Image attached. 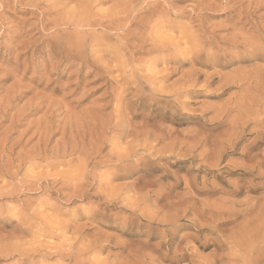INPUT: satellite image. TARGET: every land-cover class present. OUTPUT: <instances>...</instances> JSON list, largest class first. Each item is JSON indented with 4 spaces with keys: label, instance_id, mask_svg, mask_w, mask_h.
<instances>
[{
    "label": "rangeland",
    "instance_id": "1",
    "mask_svg": "<svg viewBox=\"0 0 264 264\" xmlns=\"http://www.w3.org/2000/svg\"><path fill=\"white\" fill-rule=\"evenodd\" d=\"M94 1L96 0L92 2L89 0L91 3L89 4L88 0L86 2L85 0H0V264H80L74 254L77 255L75 252L79 246L88 245L87 242L93 239V232L96 230L103 233L102 235H109V239L101 235L103 238L100 236L99 240L103 242L97 244L101 251L98 253L100 260L115 255L120 247L117 246L119 245L117 240L120 241L119 243L123 241L125 245L127 242V246L133 245L130 248H134L132 249L134 251L143 249L140 248L142 247L140 244L148 243L149 247L146 251L159 249L160 253L170 256L177 250L176 246L179 243L185 242V245H180L181 248L189 244L188 248L191 250L195 244L194 248L199 244L211 245L213 242L221 245L217 246L218 256L213 258L220 264H240L243 260V264H253L254 261L251 259L256 260L261 256L263 258L264 235L261 234H264V203H262L264 202V167L261 168V165L264 164V144L251 154H262L256 159L260 164L256 169L259 171L252 170V167L256 166L255 162L243 156L241 149L254 139L259 128L254 131H249L248 128L246 133L240 134L241 118L236 111L227 112V109L239 103V95L242 97L248 93L244 82H242L244 86L241 84L243 89L241 90L237 85L234 88V84H229L231 83L229 81L239 79V73L242 77V74L245 76V72L246 76L248 73L253 76L258 73L255 71H264L259 70L261 69L259 62L254 60L256 54L254 51L256 49L255 52L258 54L260 41L264 38V0H97L96 3ZM89 6L92 7L91 10L88 9ZM246 53L250 56L247 57ZM242 59L247 61L243 62ZM218 60L229 64L225 67L215 66ZM192 70L198 71L199 76H196V72L193 73ZM188 73L192 74L190 76L192 78L187 75ZM194 75L197 79H193ZM227 77L231 79L228 81ZM183 79L184 81H181ZM226 82L230 85L228 88ZM177 89H180L181 93ZM174 90L177 92L175 93ZM229 100L230 106L227 104ZM219 108L222 111H219ZM218 112L224 113V115L220 113L225 117L221 124L219 120L223 116L218 115ZM226 114L229 116L227 117ZM145 124L148 127L145 126L146 130H143ZM229 126L232 128L230 129ZM252 127L251 125L250 129ZM132 129L142 136H134L138 134ZM138 129H142L143 134L146 132L148 136L144 137L145 134L143 135L142 130L138 131ZM230 131L231 135H229ZM129 132L134 135L130 137ZM155 133L159 138L165 137L164 143L168 142L165 146L170 144L172 148L168 146L166 149L164 143H161L157 149L155 148L156 151L146 149L145 152L146 147L141 146L147 139V143L154 144ZM149 134L151 137L155 135L154 138L149 137ZM174 136L180 138L175 137L176 140ZM232 138L234 143L240 138L236 141L235 149L231 147ZM149 139H152L153 143ZM181 139L183 142L179 141ZM192 139L201 144L198 143L199 146L195 147L197 143L195 144ZM191 144L193 146L195 144V149H192ZM161 145L165 148L163 150L165 154L159 152L162 149ZM186 145L189 146L188 148L192 146V150H186ZM229 146L231 151L228 150ZM168 149H171L169 153ZM223 149L226 151L223 152ZM131 150L133 152L135 150L136 153L125 161L123 156H127ZM171 151L176 153L172 154ZM179 154L182 156L180 157ZM188 154L191 156L188 157ZM116 156L123 158L121 160L123 164L120 161L114 163ZM218 160H220L219 165H217ZM210 163L213 164L211 169H209ZM121 166L124 170L120 168ZM244 166L247 169L250 167L252 173ZM179 177L182 179L180 180ZM69 179L71 181H68ZM133 181L138 183L134 184ZM145 182L148 185L144 184ZM79 183L84 188L81 194L71 195L72 197L67 195V190L71 186L80 185ZM131 183L134 187L146 189L148 193L145 196L148 198L153 193L152 188L156 187L158 193L164 194L158 195L155 192L157 195L153 193L152 199L166 195L169 200L177 201L178 197L183 203L185 202L183 206L186 204L188 207L180 208L184 213L193 208L190 215L185 216V220L179 223L180 227L173 226L175 228H172L170 235L165 239L169 241L174 235L172 243L169 244V251L162 246L159 248L157 243L163 241L161 236L147 241L144 234L123 235L124 229L119 228L121 227L119 225H122L120 221L123 223L133 218L131 215L129 217L127 212L132 210L121 199L127 198L128 202L132 203L134 197L137 198L141 194L139 193L141 189L137 188V190L131 188V193L125 192L126 188L130 189L133 186ZM149 184L152 191L147 188ZM184 184L188 187L183 186ZM248 186L252 188L250 191ZM159 187L162 189L160 190ZM186 191L193 198H190ZM238 192L239 194H235ZM127 196L129 198L132 196V199L129 201ZM139 197H144V192ZM185 197L189 202L187 199V202L184 201ZM205 198H208V201ZM152 199L145 205L152 204ZM201 199L208 203L211 201L210 203L213 204H209L215 205L216 209L221 208L222 212L214 210L213 206L211 208ZM222 203H226L224 205L230 209L234 206L232 210L238 208L233 212L229 211L231 216L232 213L233 216L235 215L234 218L230 216V219L227 211L229 209ZM260 204L262 208H259ZM249 205L255 208H250ZM145 208L149 213L154 209L160 211V207L154 208L151 205ZM180 209L178 212L172 209L168 215L176 216L177 213L183 212ZM205 211L217 216L211 217L212 215ZM224 211L228 214L223 213ZM194 213H197V216ZM218 215L222 220L220 217L217 218ZM226 216L229 219L225 218ZM191 217L192 219L202 217V220L198 221L207 223L208 228L204 224L202 228L198 221L195 226H189L192 224ZM208 218L212 219V222ZM114 220L118 223L116 224ZM213 220L220 224L217 222L216 226ZM242 230L249 233L245 235ZM209 233H212L211 236ZM76 234L86 237L87 240L84 239L83 244L80 240V242L76 241L78 238ZM237 235H240L241 240ZM217 236V242L210 240H214ZM208 237L209 240L206 239ZM202 238L206 241L204 242ZM104 239L107 240L105 244ZM111 239L115 244L110 241ZM132 241H136V244ZM226 244L229 247H233L234 244L239 246L241 244L240 247H244L240 249L235 245V248L231 249V247L227 248ZM73 246L78 248L72 249ZM211 249L212 247L201 250V256L204 259L208 258ZM240 252L245 257L249 254L250 262ZM238 256L240 260L236 258ZM209 258L211 261V257Z\"/></svg>",
    "mask_w": 264,
    "mask_h": 264
},
{
    "label": "bare ground",
    "instance_id": "2",
    "mask_svg": "<svg viewBox=\"0 0 264 264\" xmlns=\"http://www.w3.org/2000/svg\"><path fill=\"white\" fill-rule=\"evenodd\" d=\"M93 0H91V2H92ZM97 1V0H96ZM96 1H94L95 3H96ZM85 2H86V0H85ZM93 2V3H94ZM88 3L89 4H91L90 2H89V0H88ZM82 4V3H81ZM87 3H85V5H86ZM94 5H96V4H94ZM78 6V5H77ZM86 6H88V4L86 5ZM122 6V5H121ZM125 6L127 7V5L125 4ZM124 6V7H125ZM90 7L91 6H89L88 7V9H90ZM115 7V6H114ZM120 7V6H119ZM92 8V7H91ZM84 9V8H83ZM124 9H126V8H124ZM225 9V8H224ZM91 10V9H90ZM89 10V11H90ZM122 10H123V7H122ZM122 10H120V11H122ZM78 11V10H77ZM86 11H88V10H86ZM118 11V10H117ZM116 11V12H117ZM84 12V11H83ZM138 12V11H137ZM85 13V12H84ZM87 13V12H86ZM89 13V12H88ZM110 13H112V12H110ZM119 13V12H118ZM117 13V14H118ZM113 14V13H112ZM120 14H122V12H120ZM87 16H90V15H87ZM114 16V15H113ZM118 16V15H117ZM116 16V17H117ZM120 16V15H119ZM135 16V15H134ZM69 17V16H68ZM83 17V16H82ZM95 17V16H94ZM111 17V16H110ZM123 17V16H122ZM93 18V17H92ZM115 18V17H114ZM82 19V18H81ZM83 19H84V17H83ZM87 19V21H88V17L86 18ZM112 19V18H111ZM123 19V18H122ZM59 20V19H58ZM63 20V19H62ZM67 20H68V18H67ZM82 21V20H81ZM84 21V20H83ZM86 21V22H87ZM110 21V20H109ZM60 22H62V21H60ZM64 22V21H63ZM78 22V21H77ZM86 22H84V23H86ZM91 22V21H90ZM63 23H60V25H62ZM65 24V23H64ZM70 24V23H69ZM81 24H82V22H81ZM111 24V23H110ZM113 24V23H112ZM120 24V23H119ZM59 25V24H58ZM67 25V24H66ZM125 25V24H124ZM56 26V25H55ZM83 26H84V24H83ZM82 25H81V27H83ZM89 26V25H88ZM84 27H86V25L84 26ZM94 27V26H93ZM76 28V27H75ZM88 28V27H87ZM86 28V29H87ZM90 28H92V27H90ZM124 30H126V29H124ZM64 31V30H63ZM122 33V32H121ZM103 35V34H102ZM165 37V36H164ZM236 37V36H235ZM160 38V37H159ZM95 39V38H94ZM150 39V38H149ZM79 40V39H78ZM83 40V39H82ZM81 40V41H82ZM93 40V39H92ZM162 40V39H161ZM164 40V39H163ZM172 40V39H171ZM80 41V40H79ZM94 41V40H93ZM159 41V40H158ZM157 41V42H158ZM169 41V40H168ZM92 42V41H91ZM154 42V41H153ZM177 42V41H176ZM235 43H236V41H234ZM258 42V41H257ZM159 43V42H158ZM71 44V43H70ZM173 44V43H172ZM233 44V43H232ZM250 44V43H249ZM235 45V44H234ZM170 46V45H169ZM167 47V46H166ZM166 47H164V48H166ZM171 47V46H170ZM250 47V46H249ZM177 48V47H176ZM251 51H252V49H251ZM251 51H250V54H251ZM255 51H256V49H255ZM254 51V53H256L254 56H257L258 54H259V51H258V54H257V52H255ZM249 53V52H248ZM247 54V53H246ZM248 56H250L249 54H247V57ZM253 56V57H254ZM246 57V58H247ZM252 57V58H253ZM245 58V59H246ZM250 58V57H249ZM216 59H219V58H216ZM216 59H214V61L216 60ZM225 58H223V60H224ZM241 59V58H240ZM248 59V58H247ZM220 60V59H219ZM217 61L215 64V66H219V67H225V65H227V64H229V63H227L226 61H228V59L226 60V61ZM243 60V59H242ZM212 61V60H211ZM247 60H243V62H246ZM239 62H240V60H239ZM209 63V62H208ZM211 64H212V62H210ZM232 65V64H231ZM234 65V64H233ZM150 66V65H149ZM149 69V68H148ZM259 69V68H258ZM196 70V69H195ZM194 70V72H196ZM256 70V69H255ZM259 70H262V69H259ZM151 71V70H150ZM236 71H238V70H236ZM235 71V72H236ZM192 72H193V70H192ZM193 72V73H194ZM198 72V71H197ZM195 73V75L196 76H199V74L198 73ZM241 72V71H240ZM255 72H258V73H255V74H253V76H251V74L249 75V73H248V77L246 76V72H245V76H244V74H242V77H240L241 76V74L239 73L238 75H240L238 78L239 79H232V81H229L231 78H233V75H232V77L229 79L228 77H227V79H228V81L229 82H231V83H229V84H231V85H233L234 84V88H235V85H237V86H239V88H241V90H243L242 89V86H244V84H246L247 85V87H246V90H247V94H245V96H242L241 97V95H239V98L238 99H240V100H238V104H235V107H233V106H231V107H233V108H231L230 107V109L228 108H226L227 109V112H230V111H236L237 113H238V115H239V117L241 118V123H240V134H243L244 132L246 133V131L248 130V128H249V131H254V129L256 130V128H259V131H257L256 133H255V136H254V139L251 141V142H249V144H247L246 146H242V149H241V152H243V156H245V157H247V159L249 158L250 160H253L255 163H254V165H256V166H253L252 167V170L253 169H258V166H260V164L257 162V156L259 155H257V153L256 154H253V155H251L252 154V152L253 151H255V150H257L262 144H264V76H262V72L261 71H255ZM254 73V72H253ZM214 74H217V73H214ZM220 74V73H219ZM219 74H218V76H219ZM236 74H237V72H236ZM189 77L190 76H192V74L191 75H189V73L187 74ZM194 75V76H195ZM238 75H236V76H238ZM151 76V75H150ZM193 76V77H194ZM195 76V78H193V79H197V77ZM209 76H210V74H209ZM215 76V75H214ZM185 77V76H184ZM187 77V76H186ZM221 77V76H220ZM219 77V78H220ZM235 77V76H234ZM133 78V77H132ZM190 78H192V77H190ZM202 78V77H201ZM206 78V77H205ZM210 78H211V76H210ZM209 78V79H210ZM213 78V77H212ZM211 78V79H212ZM224 78V77H223ZM127 79V78H126ZM185 79H187V78H185ZM208 79V78H207ZM221 79V78H220ZM226 79V78H225ZM131 80V79H130ZM155 80V79H154ZM153 80V81H154ZM214 80V79H213ZM148 81V80H147ZM180 81V80H179ZM178 81V82H179ZM181 81H184V79L183 80H181ZM186 81V80H185ZM204 81H206L207 82V80H204ZM218 81V80H217ZM223 81V80H222ZM224 81H226V80H224ZM223 81V82H224ZM227 81V82H228ZM189 82V81H188ZM191 82V81H190ZM205 82V83H206ZM210 82H211V80H210ZM215 82V81H214ZM227 82H226V84L225 83H223V85L225 84V85H227ZM242 82H244V84H242ZM186 83V82H185ZM208 83V82H207ZM146 84V83H145ZM154 84V83H153ZM156 84V83H155ZM171 85H172V83H170ZM186 84H188V83H186ZM197 84V83H196ZM241 84H242V86H241ZM162 85V84H161ZM175 86H176V84H174ZM179 85H180V83H179ZM183 85V84H182ZM194 84H192V86H193ZM205 85V84H204ZM207 85V84H206ZM211 85V84H210ZM222 85V84H221ZM224 85V86H225ZM169 86V85H168ZM189 86V85H188ZM187 86V87H188ZM228 86H230V85H227V88H228ZM170 87V86H169ZM186 87V88H187ZM209 87V86H208ZM183 88V87H182ZM191 88V87H190ZM189 88V89H190ZM205 88V87H204ZM203 88V89H204ZM225 88H226V86H225ZM224 88V89H225ZM238 88V91L240 90ZM181 89V88H180ZM180 89H177V91H180ZM185 89V88H184ZM192 89V88H191ZM198 89V88H197ZM165 90V89H164ZM222 90V89H221ZM231 90V89H230ZM233 90V89H232ZM231 90V91H232ZM167 91V90H166ZM170 91V90H169ZM175 91V90H174ZM177 91H175V93L177 92ZM184 91V90H183ZM189 92V91H188ZM225 92H226V90H225ZM244 92V91H243ZM243 92H242V94H243ZM174 93V92H173ZM180 93H181V91H180ZM193 93H194V91H193ZM198 93V92H197ZM224 93V92H223ZM239 93H240V91H239ZM161 94H163V93H161ZM190 94V93H189ZM192 94V93H191ZM195 94V93H194ZM193 95V94H192ZM235 95H237V94H235ZM170 96V95H169ZM176 96H178L177 94H176ZM119 97V96H118ZM230 97H232V96H230ZM237 97L238 96H236L235 98L237 99ZM241 97V98H240ZM153 98H154V95H153ZM151 99V98H150ZM169 99V98H168ZM230 100H231V98H229ZM233 99V98H232ZM246 99H248L247 101L248 102H250L249 104L248 103H245V102H247L246 101ZM154 100H155V98H154ZM164 100H166V99H164ZM227 101V104L229 103V102H231V101ZM226 104V103H225ZM224 104V105H225ZM230 104V103H229ZM228 104V105H229ZM223 105V106H224ZM170 106V105H169ZM172 106V105H171ZM230 106V105H229ZM228 106V107H229ZM207 107V106H206ZM222 107V106H221ZM117 109V108H116ZM223 110H224V107L222 108ZM225 109V110H226ZM221 110V108H219V111ZM222 111V110H221ZM220 113H222V112H220ZM219 112H218V115L220 114ZM232 113V112H231ZM230 113V114H231ZM223 115H224V113H222ZM222 114H220V115H222ZM234 114H235V112H234ZM263 114V115H262ZM222 115V116H223ZM233 115V114H232ZM226 116H227V114H226ZM229 116V115H228ZM227 116V117H228ZM217 117V116H216ZM230 117H231V115H230ZM234 117V116H233ZM224 116H223V118L221 117L220 118V120H219V123L221 124V123H223V121H224ZM237 118V117H236ZM230 119V118H229ZM228 119V120H229ZM233 119V118H232ZM217 120V119H216ZM231 120V119H230ZM229 120V121H230ZM237 122V121H236ZM239 122H240V120H239ZM238 122V123H239ZM233 123V122H232ZM234 123H235V119H234ZM237 123V124H238ZM143 124V123H142ZM225 124H226V122H225ZM224 124V125H225ZM227 125H229V124H227ZM231 125V124H230ZM253 126L251 129H250V126ZM142 126V125H141ZM146 126V127H145ZM157 126V125H156ZM155 126V127H156ZM232 126V125H231ZM238 127H239V125H237ZM144 127L145 128H147L148 126L145 124V125H143V130H146V129H144ZM234 127H236L235 126V124H234ZM149 128H150V126H149ZM212 128V127H211ZM229 128H230V126H229ZM232 128V127H231ZM230 128V129H231ZM135 129V128H134ZM153 128H151V130H152ZM235 129V128H234ZM133 130V129H132ZM135 130H137V129H135ZM135 130H133L134 132H135ZM142 130V129H141ZM140 129H138V131H141ZM141 131L142 132V134H143V132L144 131ZM156 130H157V128H156ZM166 130H167V128H166ZM133 131H130V132H133ZM178 131V130H177ZM237 131V130H236ZM129 132V133H130ZM133 132V133H134ZM153 132V131H152ZM159 132V131H158ZM228 132H229V130H228ZM121 133V132H120ZM128 133V134H129ZM136 133V132H135ZM147 133H150V132H147ZM154 133V132H153ZM161 134H163L162 132H160ZM159 133V135H161ZM170 133V132H169ZM236 133V132H235ZM239 133V132H238ZM252 133V132H251ZM136 134H138V132L136 133ZM145 134V135H144ZM143 135H144V137H147L148 136V134L146 135V132L144 133ZM156 134V133H155ZM173 134V133H172ZM132 134L130 133V137H132L131 136ZM142 136L141 135V133H139L138 135H134V136ZM151 135H152V133H151ZM176 135V134H175ZM229 135H231V131H230V134ZM238 135V134H237ZM119 136V135H118ZM154 136L155 135H153V137H151L150 136V134H149V137H151L152 139L154 138ZM158 136V134H156V137L154 138V144H151L150 145V143L148 142L147 143V141H148V139H147V141L145 140V142H144V144L142 143L143 141V139L142 140H140V141H142L141 143L143 144L142 146H141V144L139 145V146H141V147H143V146H145L146 148L144 149L145 150V152H146V149H147V151H148V149H151V150H153V149H157V146H159L161 143H164V141L166 140L165 139V137L163 138V136H162V138L160 137L159 138V136ZM165 136H167V135H165ZM212 136V135H211ZM225 136H227L228 137V135H225ZM233 136V135H232ZM241 136V135H240ZM128 137V136H127ZM143 137V138H144ZM175 137H179V136H174V138ZM236 137V136H235ZM129 138V137H128ZM172 138V137H171ZM180 138V137H179ZM196 138V137H195ZM241 138V137H240ZM239 138V139H240ZM145 139V138H144ZM152 139H149V140H151L152 141V143H153V140ZM173 139V138H172ZM176 139V138H175ZM183 139V138H182ZM179 140L180 142L182 141L183 142V140ZM185 139V138H184ZM199 139V138H198ZM197 139V140H198ZM203 139V138H202ZM201 139V140H202ZM239 139H237L238 141H239ZM177 140V139H176ZM186 140V139H185ZM192 140H194L195 141V139H192ZM192 140H190V141H192ZM226 141V143H227V138L225 139ZM230 140V139H229ZM232 141H233V138L231 139ZM230 140V141H231ZM235 140V139H234ZM237 140H235V143H234V141H233V145L231 146L232 148H234V147H236V141ZM174 141V140H173ZM187 141V140H186ZM190 141H188V142H190ZM194 141H192V143L194 142ZM230 141H228V143L230 142ZM171 142V141H170ZM169 142V143H170ZM220 142H222V141H220ZM224 142V143H225ZM140 143V142H139ZM186 143V142H185ZM197 143V141H195V144ZM198 143H200L201 144V142H198ZM198 143H197V145L195 146V144H194V146L195 147H197V146H199L198 145ZM203 143V142H202ZM218 144H219V142H217ZM224 143H222V144H224ZM165 144H166V142L164 143V146H165ZM167 144H168V142H167ZM166 144V145H167ZM187 144V143H186ZM221 144V143H220ZM219 144V145H220ZM231 144V143H230ZM170 145V144H169ZM168 145V146H169ZM180 145H182V143L180 144ZM185 145V144H184ZM188 145V144H187ZM186 145V146H187ZM192 145V144H191ZM190 145V146H191ZM225 145V144H224ZM229 145V144H228ZM227 145V146H228ZM134 146H136V145H134ZM133 146V149H135L136 150V147H134ZM138 146V145H137ZM149 146V147H148ZM162 147H160V148H162L159 152L161 153L162 152V154L164 153V149L166 148V147H168V146H165V148H163L164 146L163 145H161ZM173 146H175L174 144H173ZM193 146V145H192ZM192 146H191V148H192ZM194 146H193V148L192 149H195L194 148ZM215 146V145H214ZM141 147H138V148H141ZM169 147H171V146H169ZM176 147H177V145H176ZM189 146H187V149L186 150H188V149H191V148H188ZM221 148H223L222 146H220ZM225 147V149H226V146H224ZM160 148H158V150L160 149ZM172 148V147H171ZM173 148H175V147H173ZM186 148V147H185ZM185 148H184V150H185ZM219 148V147H218ZM118 149V148H117ZM132 149V148H131ZM142 149V148H141ZM156 149L154 150V151H156ZM167 149V148H166ZM178 149V148H177ZM191 149V150H192ZM225 149H223V152H224V150ZM235 149V148H234ZM237 149V148H236ZM122 150V149H121ZM134 150V152H133V150H131V151H129L128 152V154H127V156H123V158H125V161L127 160L126 158H129L130 156L132 157L134 154L133 153H136V151ZM138 150V149H137ZM150 150V151H151ZM171 149H168L167 150V152L169 153V151H170ZM172 150H174V149H172ZM213 150V149H212ZM216 150V149H215ZM214 150V151H215ZM229 151H231L230 150V146H229V149H228ZM227 150V151H228ZM113 151V150H112ZM119 151V150H118ZM124 151V150H123ZM150 151H149V153H150ZM154 151H153V153H154ZM181 151H183V150H180V152ZM220 151H222V150H220ZM226 151V150H225ZM131 152H132V154H131ZM158 152V151H157ZM156 152V153H157ZM166 152V151H165ZM166 152V153H167ZM172 152V151H171ZM175 152V151H174ZM174 152H172V154L174 153ZM186 152V151H185ZM207 152V151H206ZM111 153V152H110ZM149 153H147V154H149ZM152 153V152H151ZM176 153V152H175ZM174 153V154H175ZM186 153H188V152H186ZM204 153H205V151H204ZM218 153V152H217ZM165 154V153H164ZM172 154L170 153V155L172 156ZM189 154H191V152H189ZM187 155L188 157H190L191 155ZM207 154V153H206ZM224 154V153H223ZM226 154V153H225ZM136 155V154H135ZM150 155V154H149ZM168 155V154H167ZM166 155V156H167ZM180 155V154H179ZM204 155V154H203ZM217 155H219V153L217 154ZM221 155V154H220ZM230 155V154H229ZM240 155H242V153H240ZM239 155V156H240ZM261 155L262 154H260L259 156L261 157ZM119 156V155H118ZM161 156V155H160ZM169 156V155H168ZM167 156V157H168ZM182 156V154L180 155V157ZM199 156V155H198ZM200 156H202V155H200ZM205 156V155H204ZM130 157V158H131ZM146 157V156H145ZM150 157H151V155H150ZM176 157V156H175ZM174 157V158H175ZM193 157H194V155H193ZM259 157V158H260ZM103 158V157H102ZM116 158H117V156H116ZM122 157H119V158H117L116 160H114V163L115 164H117V162L116 161H120V163H122L121 162V160L123 159ZM143 158V157H142ZM173 158V157H172ZM199 158V157H198ZM258 158V159H259ZM154 159V158H153ZM201 159V158H200ZM220 159H221V156H220ZM224 159V158H223ZM237 159V158H236ZM248 159V160H249ZM82 160V159H81ZM207 160V159H206ZM247 160V161H248ZM124 161V162H125ZM192 161V160H191ZM219 161L220 160H218V162H217V165H219ZM84 162V161H83ZM82 162V163H83ZM106 162V161H105ZM137 162V161H136ZM201 162V161H200ZM244 162H245V160H244ZM252 162V161H251ZM246 163V165H247V162H245ZM253 163V162H252ZM123 164V163H122ZM121 164V165H122ZM211 164V163H210ZM248 164H249V162H248ZM83 165V164H82ZM119 166H120V164H118ZM199 165V164H198ZM212 165L213 164H211L210 166H209V164L207 165V167L209 168V169H211L212 168ZM216 165V166H217ZM241 165V164H240ZM84 166V165H83ZM116 166V165H115ZM114 166V167H115ZM119 166H117L116 168L117 169H119ZM127 166V165H126ZM238 166V165H237ZM247 166H249V165H247ZM207 167H206V169H207ZM213 167H215V166H213ZM244 167H246V166H244ZM120 168H122V166L120 167ZM125 168V167H124ZM202 168V167H201ZM204 168V167H203ZM234 168V167H233ZM236 168V167H235ZM238 169H240L239 167H237ZM262 168V167H261ZM123 169V168H122ZM214 169V168H213ZM244 169V168H243ZM249 169H251L250 167H249ZM249 169H247V167H246V170H249ZM69 170V169H68ZM85 170H86V168H85ZM121 169H119V171H120ZM124 170V169H123ZM128 170H129V168H128ZM216 170V169H215ZM220 170V169H219ZM70 171V170H69ZM81 171V170H80ZM90 171V170H89ZM125 171H126V169H125ZM132 171V170H131ZM250 171V170H249ZM256 171H259V170H256ZM66 172H67V170H66ZM83 172V171H82ZM210 172V171H209ZM79 173V172H78ZM88 173V172H87ZM104 173V172H103ZM128 173L129 172H127V175H128ZM250 173H252L251 171H250ZM249 173V174H250ZM254 173V172H253ZM258 173V172H257ZM80 174V173H79ZM101 174V173H100ZM126 174V173H125ZM260 174V173H259ZM24 175V174H23ZM186 175H187V172H186ZM185 175V176H186ZM70 176H71V174H70ZM87 176V175H86ZM109 176V175H108ZM115 176V175H114ZM121 176V175H120ZM124 176V175H123ZM69 177V176H68ZM84 177V176H83ZM116 177H118V176H116ZM165 177V176H164ZM176 177V176H175ZM183 178H184V176H182ZM264 177V176H263ZM25 178H26V176H25ZM66 179H67V177H65ZM86 178V177H85ZM84 178V179H85ZM186 178V177H185ZM184 178V179H185ZM259 178V177H258ZM63 179V178H62ZM66 179H65V181H66ZM79 179V178H78ZM81 179V178H80ZM83 179V180H84ZM179 179H180V177H179ZM182 179V178H181ZM180 179V180H181ZM184 179H183V181H184ZM195 179V178H194ZM193 179V181H195ZM82 180V181H83ZM102 180V179H101ZM192 180V179H191ZM35 181V180H34ZM63 181V180H62ZM68 181H71L70 179L68 180ZM81 181V180H80ZM152 181H154V180H151V182ZM187 181V180H186ZM190 181V180H189ZM134 182V181H133ZM132 182V183H133ZM138 182H139V180H138ZM137 182V183H138ZM150 182V183H151ZM179 182V181H178ZM177 182V183H178ZM206 182V181H205ZM29 183V182H28ZM70 183V182H69ZM83 183V182H82ZM105 183V182H104ZM131 183V184H132ZM136 182H134V184H135ZM136 183V184H137ZM147 182H145L144 184H146ZM182 183V182H181ZM180 183V184H181ZM185 183V182H184ZM191 184L193 183V182H190ZM189 183V184H190ZM197 183V182H196ZM80 184V183H79ZM140 184V183H139ZM151 184H155V182L154 183H151ZM151 184H149L150 186H147V188H148V190L149 191H152L153 189L155 190L156 188H152L151 187ZM158 184V183H157ZM175 184V183H174ZM187 184V183H186ZM195 184V183H194ZM28 185V184H27ZM82 184H80V185H74L73 187L71 186V188L70 189H68L67 190V195H69V196H71V195H79V194H81V192L84 190V188L81 186ZM129 185V184H128ZM133 185V184H132ZM131 185V186H132ZM143 185V184H142ZM141 185V186H142ZM146 185H148V184H146ZM163 185H164V183H163ZM167 185V184H166ZM182 185V184H181ZM196 185V184H195ZM198 185V184H197ZM201 185H204V184H201ZM212 185V184H211ZM215 186H218V185H216V184H214ZM127 186V185H126ZM140 186V185H139ZM144 187H146L145 185H143ZM142 186V187H143ZM158 186H159V184H158ZM161 186H162V184H161ZM170 186H172V185H169V187ZM183 186H185L186 187V185L184 184ZM199 186H200V184H199ZM124 187L125 186H123V189H124ZM164 187H165V185H164ZM163 187V188H164ZM188 187V186H187ZM186 187V188H187ZM198 187V186H197ZM202 187V186H201ZM200 187V188H201ZM208 187V186H207ZM219 187V186H218ZM246 187V186H245ZM120 188V187H119ZM131 188H132V190L135 188H137V187H134V185L132 186V187H130V189L129 188H126L127 189V191H125V192H129V193H131L130 192V190H131ZM151 188H152V190H151ZM160 188V187H159ZM193 188H195V189H197L196 187H193ZM222 188V187H221ZM248 188H249V186H248ZM251 188V187H250ZM250 188H249V190L248 191H250ZM122 188H121V191L123 190ZM129 189V190H128ZM137 189H141V187L140 188H137ZM136 189V190H137ZM144 188H142L140 191H142V192H140L139 191V193H141L140 195L142 196V193L144 192V197H139L140 195H138L137 193L135 194V196H137L138 195V197L136 198V197H134L133 195V197H134V201H132V203H130V202H128V200H127V198L125 199V198H123V199H121V201L122 202H124L125 203V205H127V207H129V209H131L132 211H127L128 212V214H129V217H130V215L131 216H133V218L131 217V219L129 220V221H127V222H125V221H123V223H122V221H120L119 219V221L121 222V224L123 225H119V226H121V227H119V228H122V229H124V233H123V235H129V234H135V235H142V234H144V235H146V237H147V241H149V240H151V239H153L154 237H156V236H161V238H162V242H160V244L159 243H157L158 244V246H159V248H160V246H162L165 250H167V251H169V244L170 243H172V240H173V236L170 238V240L168 241V240H165L166 238H168V236L170 235V231H172V228H175V227H173V226H176L177 228L178 227H180V224L179 223H181V221H183V219L185 220V216H187V215H190V213H191V210L193 211V208H190V209H188V212L187 213H184V211H183V209H180V208H185V206H186V204L183 206V204L185 203H183V201H181V200H179V198L177 197V201L175 200V201H171V200H169L168 199V197L166 196V195H163L162 197H160L159 196V198H156V199H152L151 198V196H152V194L153 193H157L158 195L159 194H162L163 192H161V193H158L156 190L154 191H152L151 193V196H150V198L152 199V201H153V203L152 204H149V205H145V204H147L148 202H150L151 201V199L150 198H148V197H146L145 196V194H147L146 193V189H144ZM162 188H160V190H161ZM190 189V188H189ZM199 189V188H198ZM203 189H204V187H203ZM215 189V188H214ZM220 189V188H219ZM236 189H237V187H236ZM246 189H247V187H246ZM252 189V188H251ZM254 189V188H253ZM115 190V189H114ZM116 190H117V188H116ZM135 190V191H136ZM147 190V191H148ZM159 190V189H158ZM166 190V189H165ZM174 190V189H173ZM186 190V189H185ZM184 190V191H185ZM239 190H240V187H239ZM241 190H242V188H241ZM254 190H256V189H254ZM164 191V190H163ZM168 191H170V190H168ZM171 191H172V188H171ZM183 191V192H184ZM190 190H188V192H189ZM196 191V190H195ZM199 191V190H198ZM198 191H196V192H198ZM200 191H201V189H200ZM234 191V190H233ZM245 191V190H244ZM113 192V191H112ZM133 192V191H132ZM137 192V191H136ZM167 192V191H166ZM166 192H165V194H166ZM195 192V193H196ZM253 191H251V193H252ZM109 193V192H108ZM111 193V192H110ZM116 192H114V194H115ZM135 193V192H134ZM153 194V195H157V194ZM186 193H187V191H186ZM190 193V192H189ZM189 193H187V194H189ZM218 193V192H217ZM231 193H232V191H231ZM242 193H244V192H242ZM112 195H113V193H111ZM110 194V196H112ZM116 194H118V193H116ZM126 194V193H125ZM150 194V193H149ZM164 194V193H163ZM191 195H193L192 194V192L190 193ZM189 194V197L191 196ZM235 194H239V192L238 193H235ZM248 194V193H247ZM66 195V196H67ZM105 195V194H104ZM127 195H128V193H127ZM176 195H178V193L176 194ZM175 195V196H176ZM196 196H197V194H195ZM198 195H199V193H198ZM209 195V194H208ZM214 195V194H213ZM212 194L211 195H209V196H213ZM119 196V195H118ZM129 196V195H128ZM127 196V197H128ZM132 196H131V198H129L128 197V199H129V201H130V199H132ZM182 196V195H181ZM180 196V199L182 198ZM185 196V195H184ZM237 196V195H236ZM72 197V196H71ZM70 197V198H71ZM76 197V196H75ZM117 197V196H116ZM153 197V196H152ZM186 197H188V196H186ZM184 198L185 200L184 201H186V199L187 198ZM199 197V196H198ZM197 197V198H198ZM69 198V197H68ZM67 198V199H68ZM108 198H109V196H108ZM118 198H120V196L118 197ZM172 198V197H171ZM170 198V199H171ZM174 198V197H173ZM190 198H193V197H190ZM201 198H203V197H201ZM245 199L247 198V197H244ZM206 199V198H205ZM244 199V200H245ZM248 199V198H247ZM250 199V198H249ZM179 200V201H178ZM202 200V199H201ZM204 200V199H203ZM202 200V201H203ZM207 201H208V198L206 199ZM219 200V199H218ZM217 200V201H218ZM264 200V199H263ZM187 201H188V199H187ZM186 201V202H187ZM194 201V200H193ZM197 201V200H196ZM202 201H200V202H202ZM205 201V200H204ZM216 201V200H215ZM220 201H221V199H220ZM247 201H250V200H247ZM258 201H259V199H258ZM189 202V201H188ZM206 202V201H205ZM211 201H209V203H210ZM212 202H213V200H212ZM231 203L233 202L232 200L230 201ZM237 204H238V202L237 201H235ZM242 203H243V205H244V202L243 201H241ZM240 202V203H241ZM261 202V201H260ZM198 203H199V201H198ZM207 204H209L208 202H206ZM247 203V202H246ZM249 203V202H248ZM255 203V202H254ZM262 203H264L263 201H262ZM192 204V203H191ZM193 204H195V201H194V203ZM192 204V205H193ZM204 204V203H203ZM210 204H213V203H210ZM209 204V205H210ZM223 204V203H222ZM224 204H226V203H224ZM223 204V206L224 207H227V205L225 206ZM258 204V203H257ZM256 204V206H258ZM143 205H145V206H148V207H150V205L153 207L154 206V208L155 207H157V208H159L160 207V211H158V209L157 210H155L154 208V213L152 212V213H149V211H146V209L147 208H145V206L142 208V206ZM187 205H190V203L188 204L187 203ZM197 205V204H196ZM200 205V204H199ZM208 205V206H209ZM220 205H221V203H220ZM230 205V204H229ZM228 205V206H229ZM234 205H236V204H234ZM241 205V204H240ZM254 206H255V204H253ZM198 206V205H197ZM213 206V205H212ZM212 206L210 205V207L212 208ZM219 206V205H218ZM233 206V205H232ZM245 206H247V205H245ZM250 206V208H255V207H253V206H251V205H249ZM249 206H248V208H249ZM262 205L260 204V207L259 208H262L261 207ZM123 207H125V206H123ZM187 207V206H186ZM192 207V206H191ZM194 207V206H193ZM201 207V206H200ZM199 207V208H200ZM210 207H209V209H210ZM215 207V205L213 206V209L215 210L216 208H214ZM217 207V206H216ZM234 207V206H233ZM232 207V208H233ZM263 207H264V205H263ZM122 208V207H121ZM188 208V207H187ZM204 208V207H203ZM207 208V207H206ZM228 208V207H227ZM227 208H225V209H227ZM232 208L230 209V207L228 208L229 210H227L228 212L230 211V210H232ZM245 208V207H244ZM259 208H256V209H259ZM36 209V208H35ZM152 209V210H153ZM172 209H174V210H176L177 212H178V210L180 209V211L182 210L183 212H179L181 215H179V213H177L176 211H175V213H177V215L176 216H171V215H168L169 214V212H172ZM208 209V210H209ZM224 209V210H225ZM235 209H238V208H235ZM235 209H233V210H235ZM239 209H241V206H240V208ZM242 209H243V206H242ZM264 209V208H263ZM262 209V210H263ZM59 210V209H58ZM185 210V209H184ZM197 210V209H196ZM203 211L205 210V209H202ZM216 210H218V211H221V208L220 209H216ZM233 210H232V212H233ZM247 211H248V209H246ZM250 210V209H249ZM125 211V213H126V210H124ZM156 211H158V212H156ZM186 211V210H185ZM237 211V210H236ZM92 212V211H91ZM148 212V213H147ZM198 212V211H197ZM206 213H209V215H212L211 217H213V215H214V213L213 214H211V212L209 211H205ZM205 212H202V213H204V214H206ZM222 212V211H221ZM228 212H223V213H226V214H228ZM173 213H174V211H173ZM172 213V214H173ZM193 213V212H192ZM222 213V214H223ZM238 213H239V210H238ZM244 213V212H243ZM195 215L197 214V213H194ZM199 214V213H198ZM203 214V215H204ZM222 214H221V216H222ZM229 214H230V212H229ZM240 214V213H239ZM247 214V212H245V215ZM106 215V214H105ZM207 215V214H206ZM223 215H225V214H223ZM245 215H243V217H245ZM260 215V214H259ZM101 216V215H100ZM197 216V215H196ZM199 216H201V215H198V217ZM205 216V215H204ZM203 216V217H204ZM215 216V215H214ZM217 216V215H216ZM215 216V217H216ZM228 216V215H227ZM225 217V218H228L229 219V217L231 216V214L229 215V217ZM235 216V215H234ZM234 216H233V213H232V216L231 217H233L234 218ZM237 216H238V214H237ZM40 217V216H39ZM92 217H95V216H92ZM106 217H108V216H106ZM111 217V216H110ZM127 217H128V215H127ZM207 217H208V215H207ZM206 217V218H207ZM210 217V216H209ZM210 217V218H211ZM220 216L218 215V217L217 218H219ZM231 217H230V219H231ZM46 218V217H45ZM44 218V219H45ZM101 219H102V217H100ZM116 218V217H115ZM120 218V217H119ZM186 218H188V217H186ZM205 218V217H204ZM98 219V218H97ZM107 219V218H106ZM110 219V218H109ZM112 219V218H111ZM114 219V218H113ZM112 219V220H113ZM127 218H125V220H126ZM129 219V218H128ZM191 219H192V217H191ZM216 219V218H215ZM220 219L222 220V218L220 217ZM224 219V218H223ZM235 219L237 220V218L235 217ZM51 220V219H50ZM62 220V219H61ZM94 221L96 220V219H93ZM103 220V219H102ZM117 220V219H116ZM123 220V219H122ZM186 220H189V219H186ZM200 221V220H202V217H201V219H195L194 217H193V219L191 220V222H192V224H190L189 226H191L192 225V227L193 226H195L196 225V223H197V221ZM208 220H209V218H208ZM207 220V221H208ZM219 220V219H218ZM227 220V219H226ZM41 221V220H40ZM63 221V220H62ZM98 221V220H97ZM99 221H101V220H99ZM98 221V222H99ZM108 221V220H107ZM111 221V220H110ZM198 221V222H199ZM204 221H206V220H204ZM206 221V222H207ZM210 222H212V219L211 220H209ZM230 221V220H229ZM114 222H115V220H114ZM202 222V221H201ZM209 222V223H210ZM213 222H216L215 223V225L217 224V222L218 221H214L213 220ZM228 222V221H227ZM231 222V224H232V221H230ZM233 222H235V220L233 221ZM54 223V222H53ZM95 223H97V222H95ZM103 223V222H102ZM106 223V222H105ZM116 223V222H115ZM118 223V222H117ZM116 223V224H117ZM205 222H203V223H200L199 222V224H200V226L203 228V226H202V224H204ZM219 224H220V222H218ZM49 224V223H48ZM51 224V223H50ZM107 224V223H106ZM198 224V225H199ZM218 224V225H219ZM222 224V223H221ZM226 224V223H225ZM228 224L230 225V223L228 222ZM227 224V225H228ZM54 225V224H53ZM206 227H207V223L206 224H204ZM208 225H211V224H208ZM213 226H214V224H212ZM224 225V224H223ZM262 225V224H261ZM42 226V225H41ZM50 226V225H49ZM183 226V225H182ZM217 226V225H216ZM47 227V226H46ZM201 227H199V228H201ZM205 227V228H206ZM220 227V226H219ZM221 227H222V225H221ZM220 227V228H221ZM112 228V227H111ZM143 228H145L144 229V231L142 230ZM208 228V227H207ZM235 228V227H234ZM219 229V228H218ZM237 229V228H236ZM243 229H245V226L243 227ZM121 230V229H120ZM174 230V229H173ZM178 230V229H177ZM196 230V229H195ZM199 230V229H198ZM204 230V229H203ZM209 230V229H208ZM241 230V229H240ZM64 231V230H63ZM97 231V230H96ZM95 231V232H96ZM202 231V230H201ZM226 231V230H225ZM243 231V230H242ZM241 231V232H242ZM251 231V230H250ZM264 231V230H263ZM82 232V231H81ZM91 232V231H90ZM95 232H93L92 234H93V239H91V241H89V242H87L88 243V245H84V246H79V248L78 247H75V246H73V247H71L72 249H76V248H78L77 250H76V254L78 255H75L74 254V256H76L78 259V262H80V264L82 263V264H153V261L154 260H169V261H175L176 262V264H217V262H216V260L215 259H213V258H215V256H218V255H216V253H217V250H219V248H217V246L219 245H217L216 243L214 244L213 242H212V244L210 245H207L206 243H204V244H202V245H198L196 248H194L195 247V245H193L194 247H193V249H189L188 247H189V244H188V246L186 245L185 247H183L184 245H185V242L184 243H177L176 245V251L173 253V255H166V254H163V252L162 253H160V251H159V249H154V250H150V251H146V249L149 247V244L148 243H144V244H140V245H142V247L140 246V248H143V249H141V250H139L138 249V251H134V250H132V249H134V248H130V246L131 245H129V246H127V242H125L126 243V245L123 243V241L121 242V243H119L120 241H118L117 240V244H119V245H117L119 248H118V250H117V252L115 253V255H113V256H109L108 258H104L103 260L101 259H98V253L99 252H101V251H99V248H98V246H97V244L100 242V240L99 239H101L100 238V236L103 234V233H100V232H98L97 231V233L98 234H96ZM218 232V231H217ZM222 232H223V230H222ZM221 232V233H222ZM240 232V233H241ZM244 232V234L245 233H249V232H245V230L243 231ZM85 233V232H84ZM122 233V232H121ZM173 233V232H172ZM175 233H178V232H175ZM174 233V234H175ZM79 234V233H78ZM78 234H76V235H78ZM210 234V236H211V234L212 233H209ZM223 234H224V232H223ZM222 234V235H223ZM238 234H239V232H238ZM243 234V235H244ZM250 234H252V233H250ZM64 235V234H63ZM85 235V234H84ZM86 235H87V233H86ZM85 235V236H86ZM241 235H242V233H241ZM246 235V234H245ZM264 234H261V236H263ZM102 236H105V235H102ZM101 236V237H102ZM122 235H120V237H121ZM184 236V235H183ZM186 236V235H185ZM184 236V237H185ZM215 236V235H214ZM213 236V237H214ZM219 236V235H218ZM218 236H217V238L215 237V239L213 240V239H210V240H212V241H215V242H217V240H218ZM223 236H225V235H223ZM235 236L236 235H234V238H235ZM248 236V235H247ZM250 236V235H249ZM261 236H259L260 238H262ZM77 237V236H76ZM106 237V239H109V235L108 236H105ZM220 237V236H219ZM237 237H239V239H240V235L238 236L237 235ZM243 237V236H242ZM103 238V237H102ZM122 238V237H121ZM160 238V239H161ZM181 239H182V237H180ZM194 238H196V237H194ZM209 238L210 237H208V238H206V239H208L209 240ZM212 238V237H211ZM244 238V237H243ZM246 238V237H245ZM251 238V237H250ZM73 239V238H72ZM71 239V240H72ZM84 239H86V237L85 238H83L81 235H78V238L76 239V241H81V243H82V241H84ZM175 239V238H174ZM203 239V238H202ZM202 239H200V240H202ZM205 239V238H204ZM204 239H203V241H204ZM227 239V238H226ZM68 240V239H67ZM66 240V241H67ZM87 240V239H86ZM193 240V239H192ZM219 240H222V239H219ZM235 240V239H234ZM236 240H237V238H236ZM241 240V239H240ZM61 241V240H60ZM65 241V242H66ZM79 241V242H80ZM105 241H107V240H105L104 239V244H105ZM110 241H112V239L110 240ZM175 241V240H174ZM184 241V240H183ZM182 241V242H183ZM191 241V240H190ZM190 241H189V243H190ZM196 241V240H195ZM199 241V240H198ZM206 241V240H205ZM204 241V242H205ZM229 241V240H228ZM62 242V241H61ZM69 242V241H68ZM74 242V241H73ZM85 242V243H86ZM103 241L101 240V242L100 243H102ZM113 242V241H112ZM132 242H134V241H132ZM132 242H130V243H132ZM136 242V241H135ZM134 242V243H135ZM144 242V241H143ZM142 242V243H143ZM218 242H220V241H218ZM222 242V241H221ZM233 242H235V241H233ZM236 242H238V241H236ZM244 242V241H243ZM80 243V244H81ZM84 243V244H85ZM114 243V242H113ZM123 243V244H122ZM139 243V242H138ZM141 243V242H140ZM186 243H187V240H186ZM193 243V242H192ZM197 243V242H196ZM200 243V242H199ZM69 244H70V242H69ZM72 244V243H71ZM77 244V243H76ZM83 244V243H82ZM115 244V243H114ZM133 244V243H132ZM136 244V243H135ZM157 244H156V246H157ZM181 244H184L183 246H182V248L180 247V245ZM198 244V243H197ZM206 244V245H205ZM57 245V244H56ZM63 245H65L64 243H63ZM73 245V244H72ZM100 245V244H99ZM236 244H234V246H235ZM238 245V246H237ZM236 245V247H240L241 246V244H240V246H239V244H237ZM253 245H255V244H253ZM43 246V245H42ZM78 246V245H77ZM102 246V245H101ZM133 246V245H132ZM131 246V247H132ZM151 246H152V244H151ZM156 246H155V248H156ZM158 246H157V248H158ZM219 246H221V245H219ZM225 246H228L227 244L225 245ZM232 247V246H230L231 247V249L232 248H235V247ZM256 246V245H255ZM261 246V245H260ZM264 246V245H263ZM38 247V246H37ZM58 247V246H57ZM64 247H66V246H64ZM81 247V248H80ZM135 247H139V246H136L135 245ZM191 247V246H190ZM210 247H212V249L210 250V253L207 255L208 256V258L209 257H211V261L207 258H203L202 256H201V254H200V251L202 250V251H204V250H207V249H210ZM224 247V246H223ZM229 246L227 247V248H230ZM244 247V246H243ZM243 247H240V249H243ZM33 248V247H32ZM63 248V247H62ZM130 248V249H129ZM252 248H254V247H251V249ZM260 248H262V247H260ZM34 249V248H33ZM53 249H55L54 247H53ZM67 249V248H66ZM103 249V248H102ZM230 249V250H231ZM239 248H237V250H238ZM246 249V248H245ZM259 249V248H258ZM258 249H257V251H258ZM24 250H25V248H24ZM50 250V249H49ZM57 250V249H56ZM148 250V249H147ZM174 250V249H173ZM220 250H221V248H220ZM237 250H236V252H237ZM250 250V249H249ZM262 250V249H261ZM30 251V250H29ZM64 251V250H63ZM75 251V250H74ZM234 251V249L232 250V252ZM244 251V250H243ZM262 251H264V250H262ZM25 252H27V250L25 251ZM31 252V251H30ZM149 252V253H148ZM231 252V254H233ZM239 252V251H238ZM245 252H246V250H245ZM256 252V251H255ZM255 252H253V254L255 253ZM70 253H71V251H70ZM168 253V252H167ZM235 253V252H234ZM240 253H242V252H240ZM256 253H259V252H256ZM31 254H33V253H31ZM73 254V253H72ZM71 254V255H72ZM203 254V253H202ZM252 254V253H251ZM260 254H261V252H260ZM241 255V254H240ZM239 255V256H240ZM242 255H243V253H242ZM241 255V256H242ZM249 255V254H248ZM247 255V256H248ZM68 256V255H67ZM236 257V258H239V260H240V257ZM244 256V255H243ZM245 257L244 256V258H246V260H247V258H248V261L250 262V258H249V256L248 257ZM261 256V255H260ZM69 257V256H68ZM71 257V256H70ZM76 257H74V258H76ZM100 257V256H99ZM234 257V256H233ZM252 257V256H251ZM255 257H256V255H255ZM259 256H257V258H258ZM262 257V256H261ZM259 258V259H256V260H253V259H251L252 261H254V262H252L253 264H264V257L263 258ZM72 259H73V257H71ZM220 258V257H219ZM219 258H218V260H219ZM243 258V259H244ZM224 259V258H223ZM241 259H242V257H241ZM236 260V259H235ZM238 260V259H237ZM236 260V261H237ZM74 261V260H73ZM188 261V263H185V262H187ZM220 261V260H219ZM244 261V260H243ZM243 261H239L240 262V264H243ZM247 261V262H248ZM233 262V261H232ZM219 263V262H218ZM220 264V263H219ZM232 264H234V263H232ZM245 264H247V263H245ZM248 264H251V263H248Z\"/></svg>",
    "mask_w": 264,
    "mask_h": 264
},
{
    "label": "snow or ice",
    "instance_id": "3",
    "mask_svg": "<svg viewBox=\"0 0 264 264\" xmlns=\"http://www.w3.org/2000/svg\"><path fill=\"white\" fill-rule=\"evenodd\" d=\"M259 51H260V55L255 56L254 60L258 61L260 68L264 70V38H262V40L260 41ZM262 76H264V71H262ZM261 167H264V164H262ZM153 264H176V262L169 260H154Z\"/></svg>",
    "mask_w": 264,
    "mask_h": 264
}]
</instances>
